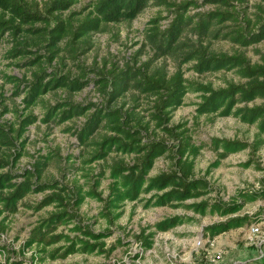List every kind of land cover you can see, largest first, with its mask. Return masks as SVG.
I'll return each instance as SVG.
<instances>
[{
  "label": "rangeland",
  "instance_id": "obj_1",
  "mask_svg": "<svg viewBox=\"0 0 264 264\" xmlns=\"http://www.w3.org/2000/svg\"><path fill=\"white\" fill-rule=\"evenodd\" d=\"M51 1L25 0L23 3L24 9L41 17L40 21L33 23L34 27L41 28L43 32L40 37L6 35L0 43V125L6 130L13 129L10 133L12 142L4 151L6 157L1 158L0 174L7 173L13 177L11 181L18 182L24 179V172H29L31 183L51 186L25 195L18 201L14 213L0 214V259L5 264H221L225 252L233 256L239 253L237 251L251 246L243 239V231L249 224L213 238L204 236L203 228L227 217L264 211V198L247 202L238 211L225 216H199L182 207L143 208V200L125 201L118 209H110L107 200L111 167L138 165L143 150L129 154L110 151L103 159H93L101 150L94 143L79 144L76 132L95 111H115L118 122L123 126L130 130L138 129L139 135L136 137H139L141 147L147 142L156 141H163L170 147L155 158L149 176L174 172L178 176L182 173V168L176 166L175 161L178 157L176 147H179L184 137L189 138L193 144H202L193 158L190 177L202 179L207 192L183 203L203 200L229 205L239 201L241 193L263 187L264 144L256 149L248 145L220 159L209 147L211 138L251 143L256 132L253 125L242 123L232 116L196 115V103L200 100L196 92H186L182 103L168 114L161 113L158 120L151 117L157 111V96L140 93L130 86L121 94L114 92L121 71L142 78L155 73L157 68L166 77L179 69L183 78L211 88L224 87L229 82H243L244 79L231 70L198 74L192 70L191 61L177 65L176 60L168 57H155L146 33L147 28L154 24L152 20L156 21L159 31L167 30L178 12L193 16L218 11L231 13L241 20V13L253 12V4L258 0H149L148 5L134 19L104 24L101 31L89 35V42L83 44L80 39L66 37L65 40L69 39V42H59L62 50L54 57H50L44 33L53 25L56 16V12L50 10ZM92 1L75 0L62 11L61 17L72 12L71 19L76 21L88 13ZM251 23L242 25L243 29L248 30ZM233 24L225 22V25ZM75 25L76 22H73V27ZM255 30L256 26L253 28ZM183 37L196 40L188 31H184ZM208 45L209 49L228 55L239 53L249 63L260 62L264 56V40L246 47L228 41H211ZM12 47L19 48L20 54L6 56ZM28 60L32 62L25 64ZM58 75L81 80L85 84L76 91L54 88L41 95L34 105L28 108L23 106V94L36 78L45 82ZM15 90L19 93L16 94ZM262 103V99L256 98L247 105ZM69 106L83 109V114L57 124L40 121L46 110L68 109ZM28 115L35 117V121L26 125L16 137L22 120ZM109 136L121 139L119 135L105 129H99L92 137L94 141H100ZM42 160L47 163L38 173L35 166ZM50 195L53 202L36 208L44 197ZM147 196L142 194L140 197ZM56 212L66 213L68 222L58 226L54 233L94 244L93 252L58 256L62 253L59 249L54 258H49L46 253L43 254V261H37L35 257L42 253L36 251L35 244L21 246L31 228ZM171 215L190 216L191 220L168 231L148 236L152 234L154 222ZM259 221H263L261 230L264 232V219ZM75 227L78 230H73ZM81 231L102 235L93 239ZM199 236L207 237L209 242L195 248L193 242ZM144 239H151L150 248L142 246ZM67 243L60 240L47 246L46 250L51 251ZM216 253L220 254L219 259L214 258Z\"/></svg>",
  "mask_w": 264,
  "mask_h": 264
},
{
  "label": "trees",
  "instance_id": "obj_2",
  "mask_svg": "<svg viewBox=\"0 0 264 264\" xmlns=\"http://www.w3.org/2000/svg\"><path fill=\"white\" fill-rule=\"evenodd\" d=\"M25 0H0V43L3 37L13 34H21L23 38H38L43 32L41 28L34 27L33 23L40 21L41 17L35 12H29L23 7ZM149 0H93L91 9L86 15L78 18L76 21L71 19L73 13L66 17H61L63 10L69 8L75 0H52L51 11L56 12L54 23L45 30L47 36L46 42L50 57L58 54L62 47L59 44L62 40L69 42L66 37L80 39L84 44L89 42V35L93 32L101 31L104 24L109 22H129L148 5ZM241 1V0H237ZM209 2H217L210 0ZM254 11L250 14L246 11L241 13V20L232 16L231 13L210 11L196 15H186L185 12H178L172 20L167 30L159 31L156 21L147 28L146 38L153 46L155 57H168L177 61V65L192 62L191 68L194 72L202 74L205 72H216L219 70L233 71L239 78L244 81L240 83H227L224 87L211 88L209 85L188 80L182 77L179 69L171 72L167 77L157 68L155 73L139 78L134 73L121 71L117 76L114 92L121 94L129 86L140 93L157 96V104L153 119H160V114H168L182 103V98L186 92H196L199 102L196 103V115L214 114L218 116H232L240 122L247 125H253L256 128L255 136L251 143L237 140L211 138L209 147L215 152L220 159L230 153L242 150L250 145L254 149L264 144V103L259 105L248 106L247 103L260 98L264 101V56L260 62L249 63L241 54L228 55L227 53L217 52L209 49L211 41H228L239 47H246L250 44L264 40V0H258L253 4ZM260 13V15L258 14ZM230 21L233 25H225ZM73 22H76L73 27ZM251 23L248 30L243 26ZM243 25V26H242ZM254 26L256 30L253 31ZM184 31H188L195 36V41L183 37ZM20 54L19 48L12 47L6 52V56L12 57ZM34 60V59H33ZM31 60L25 61L29 64ZM85 83L81 80L68 78L64 75L52 76L45 82L36 78L21 99L23 106L28 108L34 105L38 98L44 93L54 88H65L68 91L81 89ZM15 93L19 92L15 90ZM14 93V94H15ZM83 114V109L69 106L68 109L46 110L40 118L41 122L59 123L69 120L72 117ZM35 121L32 115L26 116L16 134L19 136L24 127ZM115 111L92 113L85 125L76 132L79 144L86 145L94 143L101 150L93 159H103L108 152L116 151L121 154L139 153L143 150V155L138 165L132 166H113L109 172L111 179L108 189V204L110 209H118L125 201L143 200L141 206L160 207L168 206L171 208L182 207L193 214L199 216L218 215L225 216L238 211L243 204L255 199L264 198V186L252 192L241 193L240 200L229 205H218L208 203L203 200L183 203L188 199L198 198L206 191L205 182L199 178L190 177L193 158L198 154L202 144H193L189 138L184 137L176 147L177 159L175 165L182 168V173L176 175L171 173H159L149 176L148 172L152 167L155 158L161 156L170 147L163 141L145 143L141 147L138 129H128L123 126ZM99 129H105L121 137L113 136L103 137L100 141H94L93 135ZM13 129H5L0 125V166L1 158L6 157L4 151L11 144V135ZM18 154V153H17ZM42 160L36 163L35 169L40 173L46 165ZM27 171V170H26ZM29 172H24L21 181H11L13 178L7 173L0 174V214L2 212L14 213L17 203L25 195L44 188L51 187L49 184H35L29 181ZM147 194L146 198L140 197ZM81 201L79 197L78 202ZM53 202L52 195L44 197L36 208L45 206ZM77 202V203H78ZM264 219V211L256 212L252 215H242L227 217L223 221L212 223L204 226L203 235L213 238L216 235L235 229L253 222ZM191 220L190 216L171 215L164 217L153 223L151 237L156 232H164L175 226L185 224ZM68 219L66 213L56 212L50 214L38 225L31 228L27 233L28 236L22 243V247H29L35 244L37 252L42 255L35 257L37 261H43V254H48L49 258H54L56 252L61 249L62 253L58 256H66L75 252L91 253L94 250V244L88 243L79 238H69L62 233H54L58 226L66 225ZM78 230V227L73 230ZM82 234L91 236L95 239L102 234H91L81 231ZM67 241L51 251L46 247L59 242ZM151 239H144L142 246L150 248ZM239 264H264V258L261 261H245Z\"/></svg>",
  "mask_w": 264,
  "mask_h": 264
},
{
  "label": "built area",
  "instance_id": "obj_3",
  "mask_svg": "<svg viewBox=\"0 0 264 264\" xmlns=\"http://www.w3.org/2000/svg\"><path fill=\"white\" fill-rule=\"evenodd\" d=\"M262 223L263 221L250 223L247 227V231L245 232V240L257 247L258 258L264 257V249H262V247L264 246V232H262L261 230ZM207 242H209L207 237L202 238L199 236L194 240L193 246L195 248L203 247ZM214 258L219 259L220 254L216 253ZM0 264H5L3 259H0Z\"/></svg>",
  "mask_w": 264,
  "mask_h": 264
},
{
  "label": "crops",
  "instance_id": "obj_4",
  "mask_svg": "<svg viewBox=\"0 0 264 264\" xmlns=\"http://www.w3.org/2000/svg\"><path fill=\"white\" fill-rule=\"evenodd\" d=\"M247 231V228L243 231V239L245 240V232ZM251 246H246L241 251H237L239 253H235L236 255H225L222 257V263L221 264H239L245 261H261L264 257L258 258L257 255V247L254 244L248 243ZM215 249V248H213ZM264 249V246L262 247Z\"/></svg>",
  "mask_w": 264,
  "mask_h": 264
}]
</instances>
